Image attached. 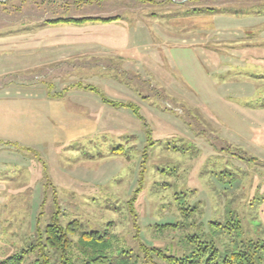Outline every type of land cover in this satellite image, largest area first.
<instances>
[{"label":"rangeland","instance_id":"374dc122","mask_svg":"<svg viewBox=\"0 0 264 264\" xmlns=\"http://www.w3.org/2000/svg\"><path fill=\"white\" fill-rule=\"evenodd\" d=\"M2 1L0 263L53 217L135 254L142 243L179 256L189 235L219 250L264 240V0ZM46 82L52 95L93 89L62 141L37 128L59 116L34 102Z\"/></svg>","mask_w":264,"mask_h":264},{"label":"trees","instance_id":"16d2710c","mask_svg":"<svg viewBox=\"0 0 264 264\" xmlns=\"http://www.w3.org/2000/svg\"><path fill=\"white\" fill-rule=\"evenodd\" d=\"M103 0H72L76 5ZM151 2L153 0H139ZM196 1V0H189ZM7 1L0 0V5ZM111 17H57L45 20L52 25L106 24L118 20ZM228 226L239 229L237 220L228 221ZM78 222L71 221L62 227L55 217L44 228V236L37 243L22 251L21 255L6 258L0 264H21L23 256L38 250L39 257L31 264H50L49 254L56 256L58 264H261L264 261V240L235 242L230 249L219 250L213 241L199 240L195 235L186 236L187 251L179 256L160 249L139 244V252L130 249H115L113 238L108 233L79 232ZM174 226V225H170ZM221 228L222 224L216 223ZM77 234L76 240L70 236Z\"/></svg>","mask_w":264,"mask_h":264},{"label":"crops","instance_id":"0c3cea01","mask_svg":"<svg viewBox=\"0 0 264 264\" xmlns=\"http://www.w3.org/2000/svg\"><path fill=\"white\" fill-rule=\"evenodd\" d=\"M57 59V58H56ZM47 65L50 66V63L48 62ZM57 69V65H51L50 67H46L45 70L52 71L54 69ZM68 71L62 72V74H66ZM43 78V79H42ZM41 74H38L34 77V79L38 80L39 83H42L43 80L47 81L51 78V75H48L46 78L42 77ZM45 78V79H44ZM25 80V76L21 77V79L18 81V84L23 82ZM50 81V80H49ZM52 84L50 82H46L45 85L38 84L36 87L40 91V93H43V95L37 97L34 102L38 103H45L47 106H56L57 105V111L59 113V116L57 118V121L47 120V121H40V125H36L37 128H42L44 134L46 136V133L48 132L47 129H50V134L54 136L56 141H62L68 136H71L72 130H79L83 126V119L82 116L75 117V119H65L66 113L72 112V111H82L84 109H88V100L86 99L87 96L92 92V88L84 89V87H79L76 89H69L65 88L60 91L53 90V95L50 93L47 89V87H51ZM90 91V92H89ZM95 93V92H94ZM84 96V97H82ZM92 104L95 105L96 101L95 98L93 99ZM60 106V107H59ZM95 108V107H94ZM91 110V109H90ZM57 113V115H58ZM70 118V117H69ZM60 131V132H59ZM38 132V131H36ZM35 132V133H36ZM37 134V133H36ZM42 139L46 140V138ZM41 141V140H39ZM42 142V141H41Z\"/></svg>","mask_w":264,"mask_h":264}]
</instances>
